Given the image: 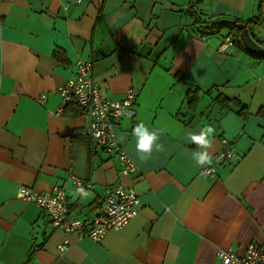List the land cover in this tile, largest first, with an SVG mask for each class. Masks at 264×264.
Here are the masks:
<instances>
[{"label":"crops","instance_id":"0c3cea01","mask_svg":"<svg viewBox=\"0 0 264 264\" xmlns=\"http://www.w3.org/2000/svg\"><path fill=\"white\" fill-rule=\"evenodd\" d=\"M191 1L83 0L63 10L65 0H0V264H216L219 249L243 254L264 241V58L235 44L219 52L229 31L201 35ZM195 14L205 25L259 17L250 34L264 45V0H202ZM79 60L108 99L139 88L132 115L115 126L133 173L120 174L116 157L92 145L87 117L61 102L57 88ZM141 121L163 146L146 159L133 135ZM206 125L212 156L236 153L214 177L192 157L190 133ZM70 174L89 186L75 190ZM117 184L134 188L139 211L99 241L53 228L17 196L20 185L63 186L70 216L89 220Z\"/></svg>","mask_w":264,"mask_h":264},{"label":"built area","instance_id":"2783aa9c","mask_svg":"<svg viewBox=\"0 0 264 264\" xmlns=\"http://www.w3.org/2000/svg\"><path fill=\"white\" fill-rule=\"evenodd\" d=\"M82 1L65 0L63 10H67L71 5H79ZM262 40L264 41V35ZM234 41V33L228 32L218 51L225 54L230 53ZM57 91L63 105L74 103L84 111L83 114L88 119L86 132L92 145L116 157L120 165V174L128 175L135 172L137 170L135 162L116 139L115 126L124 116H128V112H133L139 88H128L121 99H108L103 95L99 83L92 75L91 63L79 60L75 64L74 75L58 86ZM44 100L45 95L42 94L39 101ZM61 111V108L57 109L56 114H60ZM101 112H103V118H101ZM234 157H236L235 151L230 147H225L213 154V163L204 165L200 173L214 177L216 167ZM69 179L75 190L85 188L90 184L74 174H70ZM21 190L24 191L23 196L19 195ZM17 196L38 206L53 228L88 237L94 241L101 240L110 230L124 227L139 211V198L134 188L122 184L105 188L100 210L89 220L70 216L63 186L55 185L49 190L36 191L29 186L20 185ZM67 244L68 241L64 240L58 245V249H64ZM221 251L228 258L229 264H264V241L249 243L243 254H238L231 248L219 249L216 253V264H225L224 258L220 256Z\"/></svg>","mask_w":264,"mask_h":264},{"label":"clouds","instance_id":"9594fccd","mask_svg":"<svg viewBox=\"0 0 264 264\" xmlns=\"http://www.w3.org/2000/svg\"><path fill=\"white\" fill-rule=\"evenodd\" d=\"M127 114L129 116L132 115L131 112H128ZM101 118H103V112H101ZM214 132L215 128L213 126L206 125L201 129L199 134L190 133L191 141L194 142L199 149L192 153V157L200 166L211 165L213 163L212 154L208 149L212 146L215 138L213 135ZM133 135L137 138L136 149L138 153L141 154V159L148 158L152 154L154 146L157 151L163 150V146L157 143L159 139L158 132L156 130L150 131L143 121L135 126L133 129ZM79 191L83 192V189L81 188ZM19 195L23 196L24 191L21 190ZM220 256L224 258L225 264H229L228 258L222 251L220 252Z\"/></svg>","mask_w":264,"mask_h":264},{"label":"trees","instance_id":"16d2710c","mask_svg":"<svg viewBox=\"0 0 264 264\" xmlns=\"http://www.w3.org/2000/svg\"><path fill=\"white\" fill-rule=\"evenodd\" d=\"M201 1L202 0H192L190 2L189 6H188L189 15L193 18V24L194 23L195 24H199L198 29L200 31V34L201 35H213V34H217L220 31L226 29L229 32L234 33V35H235L234 44L238 48H240L241 50L247 52L246 49H245V47H244V45L242 44V42H241V40L239 38V32H240V30L238 29L237 25L240 24V23H244V24H246V26H248L249 31H251L252 27H254L256 24L259 23V17H255V18L250 19V20H247V21H242L240 19H233V20H213V21H210L208 24L205 25L204 22L198 21L197 16L195 14V7ZM54 55L56 56L55 53H54ZM249 55L252 56L253 58L261 59V57H257V56L251 55V54H249ZM189 101L190 102L194 101L193 95L190 96ZM217 101L220 104L224 105V106H228L229 103H231V100L227 99L226 97L220 96V95L217 96ZM234 103H235V105H238V103H236V102H234ZM71 104H74V103H71ZM77 107L79 108V106H77ZM80 112L83 113L84 111L82 109H80ZM263 112L264 111H261V113H263ZM238 114L240 116H242V117H245L246 116V110H245V108L244 107H239ZM261 115L264 116V113L261 114Z\"/></svg>","mask_w":264,"mask_h":264},{"label":"water","instance_id":"95a60500","mask_svg":"<svg viewBox=\"0 0 264 264\" xmlns=\"http://www.w3.org/2000/svg\"><path fill=\"white\" fill-rule=\"evenodd\" d=\"M239 32V38L244 45L246 51L254 56L264 58V45L256 42L250 34L248 26L244 23L237 25Z\"/></svg>","mask_w":264,"mask_h":264}]
</instances>
